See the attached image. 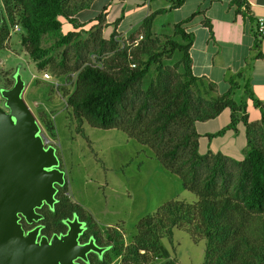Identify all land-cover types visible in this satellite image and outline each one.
I'll list each match as a JSON object with an SVG mask.
<instances>
[{
    "label": "trees",
    "instance_id": "trees-1",
    "mask_svg": "<svg viewBox=\"0 0 264 264\" xmlns=\"http://www.w3.org/2000/svg\"><path fill=\"white\" fill-rule=\"evenodd\" d=\"M94 1L0 0V51L10 27L20 24L25 30L21 43L37 68L49 70L56 77L67 76V83L56 88L66 98L70 117L78 122L77 130L82 131L79 128L85 122L100 129L124 131L130 139L149 147L165 169L180 177L182 187L197 196V201H167L138 222L128 245L119 230L109 229L110 253L91 264H115V257L121 258V264H150L161 251V239L171 240L175 228L185 230L195 243L206 240L203 264H264V100L256 96L244 71L232 75L229 90L220 95L212 81L193 73L190 49L195 34L187 32L185 24L201 13L177 23L173 36L164 41L153 31L158 11L145 17L139 29L122 40L116 39L119 35L115 32L104 35L105 15L100 13L89 22L97 23L85 38V24L77 15ZM183 2L170 0V8ZM230 5L245 21L255 23L251 29L252 51L256 52L252 60L263 58L264 35L258 30L251 4L248 0H232ZM63 19L73 30L64 33ZM204 24L212 31L210 18L205 17ZM141 35L139 43L132 45ZM46 36L52 39L48 45ZM175 55L179 71L166 64V59ZM71 73L76 74L75 79ZM240 78L244 80L242 86ZM13 84L10 77L0 88ZM240 88L243 94L236 99ZM248 99L262 112L257 121L250 120ZM227 108L231 110V122L210 136L237 131L238 124L243 123L247 148L242 160L222 152H200L196 124L216 118ZM40 118L47 133L55 136L54 121L46 112H41ZM55 197L54 210L49 205L39 209L45 218L46 234L66 231L63 221L75 215L92 230H101L93 216L71 200L67 181ZM22 221L26 223L24 218ZM165 264L177 263L173 260Z\"/></svg>",
    "mask_w": 264,
    "mask_h": 264
},
{
    "label": "rangeland",
    "instance_id": "rangeland-1",
    "mask_svg": "<svg viewBox=\"0 0 264 264\" xmlns=\"http://www.w3.org/2000/svg\"><path fill=\"white\" fill-rule=\"evenodd\" d=\"M115 1L117 0L111 2ZM109 2V0L94 1L89 8L78 14L80 20L90 19L102 13L105 7L109 6ZM161 2L164 5L167 4L165 0ZM147 8V6L138 7L134 10L126 6L123 11L119 2L118 5H113L110 9L112 18L119 13L125 14L121 30L127 28L133 30H130L128 34L122 33L118 30L116 22H105L107 20L105 18L102 25L104 35L109 37L115 32L119 35L118 38L126 39L132 32L139 29V23ZM186 9L187 7L183 11ZM4 14L5 11L2 9V15ZM174 15L157 17L155 30L161 41L174 34L172 28L163 27L164 23L184 16L179 10L175 11ZM201 19L198 17L191 24L198 34L199 42L201 34L196 25ZM96 23H83L85 26L82 33L85 38L88 36L87 31ZM70 30H73L72 25L63 19L64 33ZM24 33L25 30L20 24L10 27L9 37L0 51V86L7 85V78H10L15 68L19 66V72L27 84L24 97L33 112L40 123H42L41 112H46L54 121L55 136L47 131L46 133L58 144L56 147L65 170L68 194L72 201L81 204L93 216L102 232L106 233L109 229L119 230L125 245H128L137 232L138 222L152 215L167 201L172 199L185 200L189 203L197 201V196L182 187L180 177L165 169L149 147L135 139H130L124 131L116 128L100 129L85 122L79 128L82 131H78V122L70 117L62 91H57L54 84L43 80L45 70L41 71L37 68L35 61L30 58L22 45L21 35ZM51 41L52 39L46 36L45 44L48 45ZM177 60L178 56L175 55L166 59V64L173 70L179 71L180 69L175 66ZM33 75H37L38 78L34 79ZM153 76L154 72L150 78ZM56 78L60 83H65V76ZM240 95V92H237L235 98L238 99ZM230 122L231 110L227 108L219 118L198 125L202 131L207 129L215 131ZM209 125L214 126L208 128ZM246 148L247 140L243 123L238 124L237 131L228 130L224 136L200 138L202 154L208 153L209 150L214 153L224 150L230 158L242 160ZM160 244L161 251L153 256L150 264H165L173 260L177 264H203L204 262L206 240L195 243L183 229L175 228L172 239L164 237ZM113 263L121 264V258L115 257Z\"/></svg>",
    "mask_w": 264,
    "mask_h": 264
},
{
    "label": "water",
    "instance_id": "water-1",
    "mask_svg": "<svg viewBox=\"0 0 264 264\" xmlns=\"http://www.w3.org/2000/svg\"><path fill=\"white\" fill-rule=\"evenodd\" d=\"M2 16L0 14V24ZM14 84L0 88V264H79L93 242L81 244L78 218L68 220V231L51 238L40 227L26 230L21 222L38 221L44 203L54 206L56 184L65 183L56 147L46 146L42 124L26 101V82L19 66L11 74Z\"/></svg>",
    "mask_w": 264,
    "mask_h": 264
},
{
    "label": "crops",
    "instance_id": "crops-1",
    "mask_svg": "<svg viewBox=\"0 0 264 264\" xmlns=\"http://www.w3.org/2000/svg\"><path fill=\"white\" fill-rule=\"evenodd\" d=\"M109 1V6L105 7L106 10L102 12V14L105 15V18H107L105 22H116L118 25V30L127 34L133 29L127 28L121 30V25L125 19V14L119 13L114 18L111 17L112 15L110 13V9L113 5H118V2L122 5L123 11L125 10L126 6L131 7L134 10H136L138 7H148L139 25H141L145 17L156 11L159 12L158 16L167 15L171 17L175 14V11L179 10V12H182V15H184L182 16L183 18L178 20L174 19L171 21L168 20V22H165L163 25L164 28L168 27L174 29V26L177 23L186 20L196 13H201L196 15L190 22L185 24L186 31L193 32L195 34V40L190 49L193 73L197 76L207 77L210 81H212L216 85V94L220 95L229 90L230 77L240 71H244L245 78L250 79L252 89L256 96L261 100H264V57L252 60V57L256 52L252 51V46L254 44V34L252 33L251 29L255 23H252L250 20L245 21L241 14H236L235 6L230 5L232 0H184L181 6L174 9L170 8V0H165L167 3L166 5H164L161 0ZM248 2L251 4L252 14L255 18V21L257 22L260 18H264V0H248ZM186 7V11H183ZM162 9L165 10L162 11ZM97 16L86 20H80L79 16L77 15V18L82 23H89ZM198 17L202 18L196 25V28L200 29V42L197 32H195L194 28L191 26L194 20H196ZM205 17L210 18L212 31H210V29L204 24ZM155 22L153 31L156 34L157 31L155 30ZM261 51L264 55V36L262 37ZM248 59L250 61L249 67H247ZM239 81L242 86L244 80L240 78ZM237 92L243 94V89L240 88L237 90ZM223 112L216 118L222 116ZM248 112L251 121H257L261 118V110L256 108L250 99H248ZM216 118L205 122H211ZM198 124L199 123L196 124V129L200 134V138L203 136L208 138H216L218 136L210 135L218 133L229 125L226 124V126H222V128L215 131L210 129L202 131ZM210 126L214 125H209L207 127L210 128ZM226 134L227 132L219 136H224ZM210 151L212 150H209V152ZM218 151L226 154L224 150Z\"/></svg>",
    "mask_w": 264,
    "mask_h": 264
},
{
    "label": "flooded vegetation",
    "instance_id": "flooded-vegetation-1",
    "mask_svg": "<svg viewBox=\"0 0 264 264\" xmlns=\"http://www.w3.org/2000/svg\"><path fill=\"white\" fill-rule=\"evenodd\" d=\"M14 80V79H13ZM56 153L60 159V169L64 170L63 168V164L61 162V157L59 155V150L56 148ZM65 171V170H64ZM67 179H66V175H65V183H66ZM65 183L63 185H59V184H56V187H57V192L59 191V189L61 187H63L65 185ZM45 205H48L46 203H44L40 208H42L43 206ZM51 207V206H50ZM37 209V211L39 212V209ZM51 209H53V206L51 207ZM54 210V209H53ZM78 218V220L82 223L83 225V230L82 232L80 233L79 235V241L81 244H88V243H91L93 242L95 246H97L98 248L102 249L101 251H98V250H95V249H90L88 252H86V257L87 259H84V258H78L76 261L79 263V264H91L92 262H94L96 259L102 257L103 255L105 254H108L110 253L111 251V248H112V241L110 239V236L107 234V233H104L102 232L101 230L100 231H96V230H92L86 221L82 220L79 216L75 215L74 217L72 218H66L63 223L64 225H66V231H60V232H54L52 235H48L45 233V226H44V223H43V219L44 218V215H43V218L38 220V221H33V222H27L26 219L22 216L21 217V222L23 223V226L26 230H31V229H34L36 227H40V233H39V236L38 238H40L41 236H47L48 238H51L53 235L57 234V235H62V234H65L68 229H69V226L67 224V221L68 220H73L74 218ZM22 218L25 219V222L24 223L22 221Z\"/></svg>",
    "mask_w": 264,
    "mask_h": 264
},
{
    "label": "built area",
    "instance_id": "built-area-1",
    "mask_svg": "<svg viewBox=\"0 0 264 264\" xmlns=\"http://www.w3.org/2000/svg\"><path fill=\"white\" fill-rule=\"evenodd\" d=\"M257 23H258V30H259V32L262 35H264V18H260L257 21ZM17 28H20V27L17 26ZM142 38H143V35H141L138 39H136L131 44L132 45H137ZM116 39H120V38H118V36H116ZM120 40H122V39H120ZM133 66H135V64H133ZM71 75L74 77V79L76 78V74L72 73ZM33 78L34 79L35 78H38V76L37 75H33ZM42 78H43V80L48 81V82L54 84L55 87H58L60 84H66L67 83V76H65V83H60L59 80H58V78L54 77L53 74L50 73V72H48V71H44ZM41 134L43 136V139H44V142H45L46 146L52 145V146L56 147L58 145L56 141L52 140V138H50V137L47 136L46 130L44 129L43 126L41 128Z\"/></svg>",
    "mask_w": 264,
    "mask_h": 264
}]
</instances>
